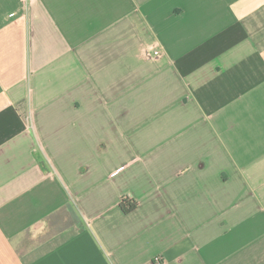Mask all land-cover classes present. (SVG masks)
<instances>
[{
	"label": "crops",
	"instance_id": "1",
	"mask_svg": "<svg viewBox=\"0 0 264 264\" xmlns=\"http://www.w3.org/2000/svg\"><path fill=\"white\" fill-rule=\"evenodd\" d=\"M0 264H264V0H0Z\"/></svg>",
	"mask_w": 264,
	"mask_h": 264
},
{
	"label": "trees",
	"instance_id": "2",
	"mask_svg": "<svg viewBox=\"0 0 264 264\" xmlns=\"http://www.w3.org/2000/svg\"><path fill=\"white\" fill-rule=\"evenodd\" d=\"M137 205L138 202L128 195H125L121 198L120 207L124 213L132 212L134 209H136Z\"/></svg>",
	"mask_w": 264,
	"mask_h": 264
}]
</instances>
